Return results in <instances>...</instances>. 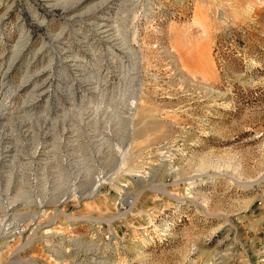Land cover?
<instances>
[{"label": "rangeland", "instance_id": "obj_1", "mask_svg": "<svg viewBox=\"0 0 264 264\" xmlns=\"http://www.w3.org/2000/svg\"><path fill=\"white\" fill-rule=\"evenodd\" d=\"M9 223L0 264H264V0H0Z\"/></svg>", "mask_w": 264, "mask_h": 264}, {"label": "bare ground", "instance_id": "obj_2", "mask_svg": "<svg viewBox=\"0 0 264 264\" xmlns=\"http://www.w3.org/2000/svg\"><path fill=\"white\" fill-rule=\"evenodd\" d=\"M137 103L135 102V103H132L131 104V107H130V109H131V120L133 121L134 119H135V116H136V114H137V112H136V108H137ZM149 121H150V119H149ZM146 122V121H145ZM134 125V124H133ZM141 127V126H140ZM138 130V128L137 127H132V129H131V134H133L134 135V133L136 132ZM137 135V134H136ZM112 175L113 174H111V175H108L107 177H104V175H102V176H99L94 182H93V184H92V186L90 187V189H89V191H88V193H86V194H84L83 195V193H79V197H81L82 199H90V198H93V197H96V196H98L99 195V188H100V184H101V182L103 181V180H107V181H109V180H111L112 179ZM142 176V175H141ZM144 177V176H143ZM261 180V178H256V179H254V180H252V181H249L247 184H243V185H245V186H251V185H253L254 183H257V182H259ZM139 192V191H138ZM137 192V193H138ZM168 195H170V196H172V197H174L176 200H178L177 198H179V197H177L176 195H173V194H171L170 192H166ZM66 194H68V193H66ZM70 194V193H69ZM68 194V195H69ZM68 197H65L64 199H62L63 201L64 200H66ZM62 200H60V201H62ZM135 200H136V197L133 199V200H128V202H129V205L130 206H132L134 203H135ZM39 204H42V202H39ZM41 206V205H40ZM42 207V206H41ZM10 208V207H9ZM57 211V210H56ZM55 213H57V214H60L61 212L60 211H57V212H55ZM56 215V214H55ZM37 218V214L36 213H34L31 217H30V219L31 220H35ZM13 225L11 224V223H9V224H6L5 226H3L1 229H0V248L3 246V245H5V243H6V241L7 240H5L6 239V237H7V235H9V234H12V231H13ZM39 228V225H37L36 227H35V229H34V231H36L37 229ZM34 231L32 232V233H34Z\"/></svg>", "mask_w": 264, "mask_h": 264}, {"label": "built area", "instance_id": "obj_3", "mask_svg": "<svg viewBox=\"0 0 264 264\" xmlns=\"http://www.w3.org/2000/svg\"><path fill=\"white\" fill-rule=\"evenodd\" d=\"M171 226H173V223H172V222H170V223L168 224V226L165 227V232L168 231V230L171 228ZM162 232H163V231L160 232L161 235H162ZM163 235H164V234H163Z\"/></svg>", "mask_w": 264, "mask_h": 264}]
</instances>
